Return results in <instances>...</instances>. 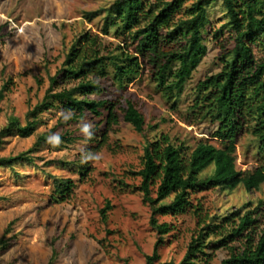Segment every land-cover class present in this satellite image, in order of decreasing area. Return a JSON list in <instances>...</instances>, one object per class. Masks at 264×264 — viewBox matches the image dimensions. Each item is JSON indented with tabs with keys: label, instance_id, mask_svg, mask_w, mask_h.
<instances>
[{
	"label": "rangeland",
	"instance_id": "374dc122",
	"mask_svg": "<svg viewBox=\"0 0 264 264\" xmlns=\"http://www.w3.org/2000/svg\"><path fill=\"white\" fill-rule=\"evenodd\" d=\"M141 25L147 22L146 11L163 0H145ZM187 0L176 10L169 22L174 25L189 15L192 3ZM114 0H0V130L10 116L26 123L27 111L44 97L49 77L63 67L65 56L73 42L83 33L97 34L102 53L109 51L138 56V73L124 85H119L110 68L99 78L103 91L91 98L109 99L115 103L117 120L106 127V111L96 116L89 111L78 120L65 123L52 107L39 115L40 123L28 137L12 134L3 139L0 156H16L34 146L44 133L59 132L71 141L62 149L42 144L30 156L13 167L0 165V264H48L54 250V264H145L152 254L160 234L151 224L152 206L144 200L141 176L144 147L147 139L168 134L176 144L191 149L204 141L215 146L221 142L212 136L215 124L205 110L196 108L198 83L220 72L233 45L232 32L222 29L228 17L222 0L208 6V22L203 31L207 52L199 66L192 70L180 94L159 85L157 72L164 63L161 53L179 49L180 37L170 38L167 29L160 30L158 49L139 52V39L110 19L109 34H103L106 12L88 19L84 13L109 7ZM257 63L264 60L260 40L251 44ZM68 86L74 81H65ZM130 99L145 117V130L137 132L124 120ZM81 120L94 124V140L80 133ZM107 130V139L98 141ZM258 140L249 130L237 139V168L247 172L264 164ZM102 153L95 165L87 164L82 176L79 167L80 150ZM188 151V150H187ZM214 165L201 176L212 174ZM69 177L75 187L65 200L54 192L53 178ZM155 185L153 196H156ZM173 194L166 199L170 201ZM110 202L107 219L102 209ZM260 207V222L256 233L264 227V184L259 190L247 191L241 184L234 189L211 188L191 194V205L179 214L161 215L160 222H169L171 230L160 245V258L180 262L191 241L207 224H217L205 239V251L211 254L206 264H221L231 247H241L244 238L227 246L215 248L216 241L227 235L238 223V217L224 221L232 213L244 214ZM204 257V256H202Z\"/></svg>",
	"mask_w": 264,
	"mask_h": 264
},
{
	"label": "trees",
	"instance_id": "16d2710c",
	"mask_svg": "<svg viewBox=\"0 0 264 264\" xmlns=\"http://www.w3.org/2000/svg\"><path fill=\"white\" fill-rule=\"evenodd\" d=\"M186 1L163 0L157 6L151 4L146 11L147 22L142 25L141 13L146 6L145 0H114L109 7L87 11L84 15L92 19L106 12L103 34H109V21L112 19L122 29L133 31L134 37L139 39L137 49L142 53L159 48L161 29H167L170 38L180 37L183 44L179 49L161 53L164 63L157 72L156 79L160 86L172 91L176 89L180 94L192 70L199 66L207 52L203 31L208 22V6L217 0H195L189 15L170 25L172 15ZM222 2L228 17L222 29L229 28L232 32L233 45L227 53L222 70L199 81L198 91L201 95L196 98L194 105L205 110V114L215 124L211 135L221 142V146L199 141L191 149L184 143H174L168 134L147 139L143 167L137 174L142 179L144 200L152 206L151 224L158 230L160 237L154 252L146 255L145 264H156L160 258L159 248L164 242V235L171 230V224L160 222L158 217L184 212L191 205L193 192L211 188L234 189L241 184L247 191H252L259 190L264 184V164L247 172L238 169L236 164L237 139L245 130L256 137L259 151L264 155V60L260 63L255 61L251 46L260 40L264 48V0ZM97 38V34L92 36L90 32H85L73 42L65 56L63 67L50 75L44 97L27 111L26 123L22 124L19 117L12 115L9 123L0 130V146L9 135H32L40 123L39 115L52 107L72 109L74 116L71 120L75 121L84 117L86 111L96 116H101L106 111V127L117 120L113 101L90 96L103 91L98 80L108 76L110 68L119 85L134 78L138 73V56L123 51L102 53ZM70 80L74 84H63ZM124 120L137 132H144L145 117L130 99L127 100ZM48 135L49 133L40 135L33 147L16 156H0V165L13 167L21 160L33 161L30 155L47 143ZM61 137L66 142L71 141L69 137ZM106 139L107 130L102 133L95 149H99ZM65 146L62 143L55 149ZM211 165H214L212 174L202 177L201 173ZM87 169V164L80 165L82 176ZM51 177L58 199L65 200L74 189L75 182L69 177ZM155 185L158 187L156 196H153ZM172 194V200L166 201ZM110 208L112 205L108 202L102 209L105 220ZM259 209L260 207L247 210L242 215L232 213L230 217L224 218V221H229L238 217V223L213 246H227L237 238H244L245 241L241 247H231L230 254L221 264H264V227L256 233L260 222ZM216 227L217 224L205 225V232L202 231L191 241L180 262L171 260L161 264H206L211 259V254L204 250L207 246L205 239ZM56 258L57 251L54 250L48 264H54Z\"/></svg>",
	"mask_w": 264,
	"mask_h": 264
},
{
	"label": "clouds",
	"instance_id": "9594fccd",
	"mask_svg": "<svg viewBox=\"0 0 264 264\" xmlns=\"http://www.w3.org/2000/svg\"><path fill=\"white\" fill-rule=\"evenodd\" d=\"M58 116L67 123L70 121L74 116V111L72 109H62ZM94 124L90 121L81 120L79 124L80 133L85 137L87 140H92L95 136L94 132ZM46 142L51 145L53 148H58L62 143V137L59 132L50 133L46 137ZM102 153L100 152H93V151H86L84 149L80 150V163L82 165L86 164H93L95 165L96 162L102 159Z\"/></svg>",
	"mask_w": 264,
	"mask_h": 264
}]
</instances>
